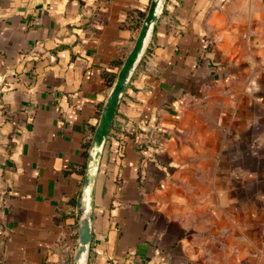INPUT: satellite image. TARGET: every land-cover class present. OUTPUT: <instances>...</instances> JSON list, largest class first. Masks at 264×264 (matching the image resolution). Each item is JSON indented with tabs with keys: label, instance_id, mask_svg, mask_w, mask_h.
Returning <instances> with one entry per match:
<instances>
[{
	"label": "crops",
	"instance_id": "obj_1",
	"mask_svg": "<svg viewBox=\"0 0 264 264\" xmlns=\"http://www.w3.org/2000/svg\"><path fill=\"white\" fill-rule=\"evenodd\" d=\"M150 1L0 0V264H73L85 145ZM92 225L88 264H264V0H167Z\"/></svg>",
	"mask_w": 264,
	"mask_h": 264
},
{
	"label": "water",
	"instance_id": "obj_2",
	"mask_svg": "<svg viewBox=\"0 0 264 264\" xmlns=\"http://www.w3.org/2000/svg\"><path fill=\"white\" fill-rule=\"evenodd\" d=\"M167 0H151L135 43L126 57L105 101L89 150L87 168L78 198L79 237L73 264H88L93 239L94 190L106 143L123 97L141 64Z\"/></svg>",
	"mask_w": 264,
	"mask_h": 264
},
{
	"label": "trees",
	"instance_id": "obj_3",
	"mask_svg": "<svg viewBox=\"0 0 264 264\" xmlns=\"http://www.w3.org/2000/svg\"><path fill=\"white\" fill-rule=\"evenodd\" d=\"M111 83V82H110ZM112 84V83H111ZM89 146H90V142H88L86 145H85V152H84V155L87 157L88 156V149H89Z\"/></svg>",
	"mask_w": 264,
	"mask_h": 264
}]
</instances>
